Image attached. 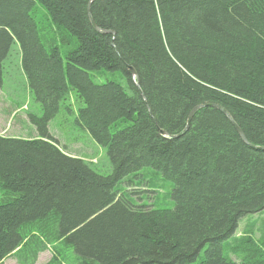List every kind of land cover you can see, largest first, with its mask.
I'll return each instance as SVG.
<instances>
[{
	"label": "trees",
	"instance_id": "trees-1",
	"mask_svg": "<svg viewBox=\"0 0 264 264\" xmlns=\"http://www.w3.org/2000/svg\"><path fill=\"white\" fill-rule=\"evenodd\" d=\"M89 3L0 0V88L16 43L41 112L26 109L37 137L0 135V264H36L46 251L45 264H264V225L258 239L256 222L235 234L264 211V0ZM73 102L109 175L48 131ZM202 104L224 108L246 143L214 106L180 137L159 133H180ZM145 168L174 183V209L120 194Z\"/></svg>",
	"mask_w": 264,
	"mask_h": 264
},
{
	"label": "rangeland",
	"instance_id": "rangeland-1",
	"mask_svg": "<svg viewBox=\"0 0 264 264\" xmlns=\"http://www.w3.org/2000/svg\"><path fill=\"white\" fill-rule=\"evenodd\" d=\"M39 9L45 13L44 9ZM110 78L108 73L94 75V80L103 83ZM3 86L0 88V135L6 137L34 138L36 127L29 121L30 112L41 115L39 104L28 88L25 74L20 62V47L13 44L9 56L3 62ZM27 101V105L22 106ZM78 104L73 102L49 121L48 131L66 154L89 162L99 174L109 175L111 164L107 150L99 146L91 134L76 121ZM174 183L165 181L162 175L151 168L131 174L123 178L117 189L134 205H142L154 209H174L175 202L171 197ZM251 222L257 223L255 238L260 237L264 225V211L256 215H248L240 219L236 235L239 236ZM51 257L50 251L41 253L36 264H45ZM4 264H17L13 257L4 260Z\"/></svg>",
	"mask_w": 264,
	"mask_h": 264
},
{
	"label": "water",
	"instance_id": "water-1",
	"mask_svg": "<svg viewBox=\"0 0 264 264\" xmlns=\"http://www.w3.org/2000/svg\"><path fill=\"white\" fill-rule=\"evenodd\" d=\"M93 1H95V0H90V3H92ZM90 3H89V5H90ZM89 5H88V11H89ZM90 21H91V25H92V27H93L94 30L97 31L98 33H102V34H103V33H112V34H114V33L111 32V31H105V30L99 29V28L93 23V21H92L91 18H90ZM128 69L130 70V72L132 73V75L136 77V72H135V70H134L132 67H129ZM135 84H136L137 88H139V84H138V82H136ZM205 106H214V107L218 108L220 111H222V112L227 116V118L231 121V123L234 125V127H235L236 131L238 132V134L240 135L241 139L246 143L245 137H244V135H243L241 129H240V128L235 124V122L232 120L230 114H229L224 108H222V107H220V106H218V105H215V104H205V105L202 104V105H198V106L194 107V108L191 110L190 114H189V117H188V121H187V125H186V127H185L180 133H178V134H176V135H172V136L167 135V133H166L165 131H161V130H160L159 133H160L163 137H167V138H177V137L182 136V135L187 131V129H188V127H189V122H190L192 116L194 115V113H195L198 109H200V108H202V107H205ZM257 149H259V150H264V146H262V147H257Z\"/></svg>",
	"mask_w": 264,
	"mask_h": 264
},
{
	"label": "crops",
	"instance_id": "crops-1",
	"mask_svg": "<svg viewBox=\"0 0 264 264\" xmlns=\"http://www.w3.org/2000/svg\"><path fill=\"white\" fill-rule=\"evenodd\" d=\"M37 137V136H36Z\"/></svg>",
	"mask_w": 264,
	"mask_h": 264
}]
</instances>
